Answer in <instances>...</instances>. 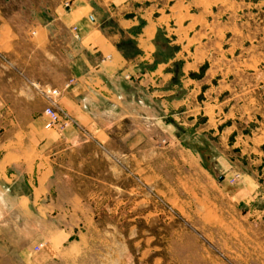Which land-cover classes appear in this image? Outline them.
I'll list each match as a JSON object with an SVG mask.
<instances>
[{
    "label": "rangeland",
    "instance_id": "obj_1",
    "mask_svg": "<svg viewBox=\"0 0 264 264\" xmlns=\"http://www.w3.org/2000/svg\"><path fill=\"white\" fill-rule=\"evenodd\" d=\"M86 1L93 16L158 18V61L182 97L160 105L158 124L114 122L107 148L81 130L59 145L39 211L0 197V264H264V0ZM72 5L0 0V77L13 62L8 31L49 28ZM61 63L33 75L68 80ZM73 83L33 89L44 99L37 88ZM69 120L43 129L59 140L79 129Z\"/></svg>",
    "mask_w": 264,
    "mask_h": 264
},
{
    "label": "crops",
    "instance_id": "obj_2",
    "mask_svg": "<svg viewBox=\"0 0 264 264\" xmlns=\"http://www.w3.org/2000/svg\"><path fill=\"white\" fill-rule=\"evenodd\" d=\"M91 10L86 0H73L70 14L55 16L49 28L32 25L20 35L8 31L6 53L13 62L8 75L0 77L7 94L0 95V197L10 211L25 205L23 211L32 212V205L37 212L45 206L52 195L50 157L59 145L75 142L80 130L99 137L107 148L114 122L150 116L143 120L158 124L160 105L174 107L182 97L172 92L176 84L169 64L158 61V18L93 16ZM109 18L115 22L111 27ZM64 59L68 80L53 82L33 75V67L42 75L55 73ZM69 80L73 86L58 104L79 129L54 141L43 129L47 103L33 85L62 89ZM160 91L167 95L162 101Z\"/></svg>",
    "mask_w": 264,
    "mask_h": 264
},
{
    "label": "built area",
    "instance_id": "obj_3",
    "mask_svg": "<svg viewBox=\"0 0 264 264\" xmlns=\"http://www.w3.org/2000/svg\"><path fill=\"white\" fill-rule=\"evenodd\" d=\"M70 88V84H67L63 90L46 88H37L44 100L47 103V107L44 111V116L48 119L47 127L57 126L61 122V118L65 119L66 125L70 122L69 117L59 108L58 100L61 98L63 92H66Z\"/></svg>",
    "mask_w": 264,
    "mask_h": 264
}]
</instances>
